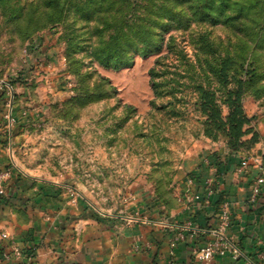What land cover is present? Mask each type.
I'll return each instance as SVG.
<instances>
[{
  "label": "rangeland",
  "instance_id": "1",
  "mask_svg": "<svg viewBox=\"0 0 264 264\" xmlns=\"http://www.w3.org/2000/svg\"><path fill=\"white\" fill-rule=\"evenodd\" d=\"M106 6V0H0V83L10 84L11 93L3 90L23 122L15 166L62 184L99 211L138 217L136 201L147 198L169 214L180 207L182 184L213 183L226 161L225 136L204 134L194 82L214 91L226 116V93L242 79L249 133L223 172L234 167L238 181L254 178L255 157L264 169V0L176 3L179 22L162 36L175 52L137 55L120 68L94 56L106 37L98 33ZM219 63L225 85L212 73Z\"/></svg>",
  "mask_w": 264,
  "mask_h": 264
},
{
  "label": "crops",
  "instance_id": "2",
  "mask_svg": "<svg viewBox=\"0 0 264 264\" xmlns=\"http://www.w3.org/2000/svg\"><path fill=\"white\" fill-rule=\"evenodd\" d=\"M1 93L0 170L7 177L0 195V264H165L178 232L184 238L176 242V264L264 263V184L256 202H249L253 178L238 181L241 172L229 167L221 177L214 173L209 187L205 182L182 184L180 207L169 214H161L159 205L147 198L136 201L138 217L122 210L99 211L62 184L36 179L15 166L13 152L22 145L23 122L15 107L13 125L8 126L7 94ZM203 172L207 177L210 171ZM208 190L212 192L205 198ZM223 208L230 218L225 235L240 256L195 261L196 250L222 223ZM14 249L19 256L12 254Z\"/></svg>",
  "mask_w": 264,
  "mask_h": 264
},
{
  "label": "trees",
  "instance_id": "3",
  "mask_svg": "<svg viewBox=\"0 0 264 264\" xmlns=\"http://www.w3.org/2000/svg\"><path fill=\"white\" fill-rule=\"evenodd\" d=\"M106 1L107 6L102 17L103 29L98 30V33H106V37L98 43L94 52L96 60L104 67L120 68L131 65L135 56H148L152 52H160L162 48H165L168 53L175 52V47L169 43V40L164 43L162 36L179 22L180 13L175 11L173 6L176 3L185 4L188 0H164L160 5L156 4L155 0ZM98 4L100 10L102 2ZM177 54L179 53L177 52ZM162 59L165 58L162 57ZM157 64L159 61L156 62ZM185 66L190 67L191 65L186 64ZM225 68L223 63H219L218 67L212 70L221 85L227 83ZM155 70V68L151 70L152 79L158 75ZM235 83L236 88L233 91H227L224 100L227 107L226 116L221 114L214 91L206 89L201 81H195L193 84L198 95L197 105L200 113L205 117L204 134L211 136V130L214 129L221 132L226 138L227 153L224 166L229 164L230 155L239 152L244 144L243 138L249 133L247 127L250 125V120L246 116L242 104L244 81L236 79ZM152 86L154 89L157 88L155 83H152ZM0 96H3V93ZM5 102L6 99L3 100V103ZM14 110L15 108H12V118L14 117ZM255 136V134L252 135L250 141L255 140ZM224 166L222 170L220 169L221 165L217 166L216 175L218 177L224 173Z\"/></svg>",
  "mask_w": 264,
  "mask_h": 264
},
{
  "label": "built area",
  "instance_id": "4",
  "mask_svg": "<svg viewBox=\"0 0 264 264\" xmlns=\"http://www.w3.org/2000/svg\"><path fill=\"white\" fill-rule=\"evenodd\" d=\"M3 88L8 90L10 93L12 91V88L9 83H4V82L0 83V89L2 91H4ZM4 104L7 109L6 118L8 120V126L11 127L13 125V118L11 117V111L13 107H12L11 102H9L8 98L6 99V102ZM253 162L257 164L256 165L257 175H255V177L253 178L249 202H256V200L260 196L261 188L264 184V169L262 166V159L255 157L253 159ZM246 165H247V161L244 160L241 162V166L243 168H245ZM6 177H7V172L0 170V195L3 194L4 182H5ZM210 184H211L210 181L205 182V185H208V187L210 186ZM211 192L212 191L210 190L206 191L207 194L205 195V198H209ZM195 198H198V196H196ZM221 220H222V223L220 224L218 229H214L211 231L212 239L209 240L203 247L196 250V252L194 253L195 261L209 262L212 259H214L215 256H218V255L224 256L225 254H230L232 258L234 259L240 256V252L237 249L233 240L225 235L226 230L228 229L230 225V218L225 208L222 209ZM183 238H184V235L182 232H178L174 236V238L172 239L169 245L170 246L169 257L165 264H176L175 256H174V249L176 247V242L179 240H183ZM12 254L15 257L20 255L17 249H14Z\"/></svg>",
  "mask_w": 264,
  "mask_h": 264
}]
</instances>
